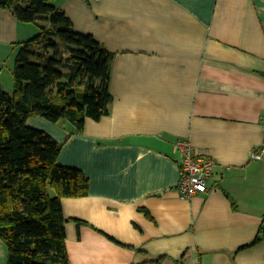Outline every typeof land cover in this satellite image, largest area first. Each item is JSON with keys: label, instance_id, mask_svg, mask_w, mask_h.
Returning <instances> with one entry per match:
<instances>
[{"label": "crops", "instance_id": "crops-1", "mask_svg": "<svg viewBox=\"0 0 264 264\" xmlns=\"http://www.w3.org/2000/svg\"><path fill=\"white\" fill-rule=\"evenodd\" d=\"M54 4L113 54L108 115L82 131L27 122L90 180L88 195L62 199L70 263L264 264V159L251 158L264 140V0ZM0 23L6 44L32 24L5 9ZM179 143L216 162L191 198L176 190Z\"/></svg>", "mask_w": 264, "mask_h": 264}, {"label": "trees", "instance_id": "trees-1", "mask_svg": "<svg viewBox=\"0 0 264 264\" xmlns=\"http://www.w3.org/2000/svg\"><path fill=\"white\" fill-rule=\"evenodd\" d=\"M54 1L0 0V9L21 22L43 21L16 56L11 93L0 75V236L7 264H71L62 199L89 193L83 171L58 162L62 144L28 120L69 121L82 131L86 118L108 115L112 101L113 54L76 31Z\"/></svg>", "mask_w": 264, "mask_h": 264}, {"label": "built area", "instance_id": "built-area-1", "mask_svg": "<svg viewBox=\"0 0 264 264\" xmlns=\"http://www.w3.org/2000/svg\"><path fill=\"white\" fill-rule=\"evenodd\" d=\"M176 147L181 152V174L176 186L179 197L191 198L195 194L206 192L208 180L214 172L215 160L207 154L205 156V152L195 151L189 144L179 143ZM251 158L264 159V140L257 149L251 152Z\"/></svg>", "mask_w": 264, "mask_h": 264}, {"label": "rangeland", "instance_id": "rangeland-1", "mask_svg": "<svg viewBox=\"0 0 264 264\" xmlns=\"http://www.w3.org/2000/svg\"><path fill=\"white\" fill-rule=\"evenodd\" d=\"M42 24L43 21L39 20L33 22L31 25H28V29H26L23 35H21V37L16 41H20L24 39V41L26 42V40L28 41L32 39L34 36L40 33V25ZM0 27H1V23H0ZM0 39H3L5 41L8 39L6 32H2V34L0 35ZM5 41H0V69H1L0 75L5 89L9 91V93H11L15 82L13 72L16 63V56L19 50L23 46L22 43L24 44L25 42L24 41L21 43L16 42L13 44H11L10 42L6 44Z\"/></svg>", "mask_w": 264, "mask_h": 264}]
</instances>
